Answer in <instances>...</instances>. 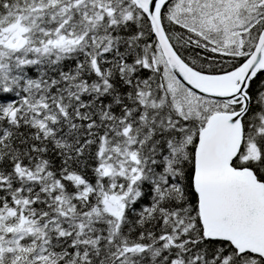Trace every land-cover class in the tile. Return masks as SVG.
Returning a JSON list of instances; mask_svg holds the SVG:
<instances>
[{
    "label": "snow or ice",
    "instance_id": "1",
    "mask_svg": "<svg viewBox=\"0 0 264 264\" xmlns=\"http://www.w3.org/2000/svg\"><path fill=\"white\" fill-rule=\"evenodd\" d=\"M0 264H264V0H0Z\"/></svg>",
    "mask_w": 264,
    "mask_h": 264
}]
</instances>
